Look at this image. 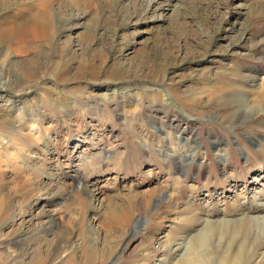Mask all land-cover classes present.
I'll list each match as a JSON object with an SVG mask.
<instances>
[{
	"label": "rangeland",
	"instance_id": "rangeland-1",
	"mask_svg": "<svg viewBox=\"0 0 264 264\" xmlns=\"http://www.w3.org/2000/svg\"><path fill=\"white\" fill-rule=\"evenodd\" d=\"M263 88L264 0H0V264H264Z\"/></svg>",
	"mask_w": 264,
	"mask_h": 264
},
{
	"label": "bare ground",
	"instance_id": "bare-ground-1",
	"mask_svg": "<svg viewBox=\"0 0 264 264\" xmlns=\"http://www.w3.org/2000/svg\"><path fill=\"white\" fill-rule=\"evenodd\" d=\"M51 21V19L50 18H47V19H45V21L44 22H42V24L40 25V27L38 28V30H39V33L38 34H41V37L43 36V37H46V35H47V32L46 31H50V28H52L53 26V24H52V22H50ZM30 39V38H29ZM6 41H8V42H6V43H9V47L11 46V47H13L14 48V46L16 45V46H18L19 48H21L22 49V43H24V42H27V41H29L27 38H24V37H21V36H18V37H14V38H9V37H7V39H5ZM31 40V39H30ZM30 42V41H29ZM24 46V45H23ZM18 48V49H19ZM15 49H17L16 47H15ZM91 65V64H90ZM22 67V66H21ZM90 68V67H89ZM64 69V68H63ZM63 72V71H62ZM66 72V71H65ZM111 74H113V75H121V70H118V69H116L115 71H113V73H111ZM241 74V73H240ZM34 76H35V73H33V71H29L28 69L27 70H23V78L24 79H26V81L27 80H29V79H32V78H34ZM120 77V76H119ZM251 83H255L256 82V80H251L250 81ZM251 87H253L254 88V86H251ZM261 89V88H260ZM264 89V88H263ZM222 90L224 91V92H227V91H229V90H231V91H234V93H236V92H238V91H236L235 92V90L234 89H231V88H229V87H222ZM227 90V91H226ZM231 91H229L230 93H231ZM242 92V91H241ZM236 94H238V93H236ZM235 94V95H236ZM231 95H232V93H231ZM234 96V95H233ZM224 97V96H223ZM223 97L220 99V100H222L223 99ZM259 101H261L260 103H258ZM254 103L255 104H257V106H260V105H262V103H264V97H261L260 98V100L258 99H256V100H254ZM220 104V103H219ZM244 105H248V107H250L249 105H251V102H249V100L247 99L246 100V98L245 99H241V100H238V101H232L231 102V104L229 105V109L230 110H232L233 109V111L235 110V112H233L232 114H231V116H230V119H229V122H230V124H232V125H234V124H237V123H239V122H242L243 120H245V119H250L249 118V115H248V113L249 112H247L246 110H244L243 109V107H244ZM252 106H253V104H252ZM255 106V105H254ZM254 109H256V107H253ZM260 112H263L264 113V110L263 111H260ZM259 112V113H260ZM171 202V201H170ZM5 212V211H4ZM225 222H227V221H225ZM231 222V221H230ZM229 223V222H228ZM251 223H254V224H256L257 226H259L260 227V229H259V235H260V237H263L264 236V216L263 217H258V218H253V217H250V218H248V219H241V221H239L238 223H237V227H245L246 225H249V224H251ZM235 225H236V223H234ZM209 226V225H208ZM211 226V225H210ZM213 228L214 227H210V229L211 230H213ZM203 235V234H202ZM202 238L203 237H200V238H198V240H196V241H194V244L195 243H198V242H200L201 240H202ZM176 246L181 250V247L180 246H182V244H176ZM194 248L196 247V245H194L193 246ZM184 249V248H183ZM182 249V250H183ZM87 255V254H86ZM96 255V254H95ZM93 256H94V254L93 255H91V254H89V256H87V257H85L86 258V260L84 261V262H87V264L88 263H90V262H92L93 263V261L95 260L94 258H93ZM187 256V254L184 256V258L180 261V264H198V262H201L202 261V259L200 258V257H198V256H192L191 258H188V257H186ZM68 260V259H67ZM72 260V259H71ZM67 262V261H66ZM95 262V261H94ZM240 262H242V261H240ZM67 264H72V263H67ZM75 264V263H74ZM77 264V263H76ZM82 264V263H81ZM203 264H206V263H203ZM220 264H229L228 263V261L227 260H224V259H222V261L220 262ZM233 264H236L235 263V261H233ZM241 264V263H240Z\"/></svg>",
	"mask_w": 264,
	"mask_h": 264
}]
</instances>
